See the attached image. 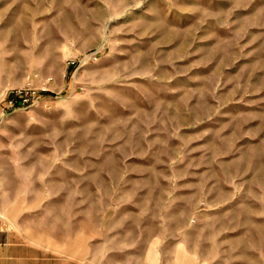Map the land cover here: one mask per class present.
<instances>
[{
  "label": "crops",
  "instance_id": "crops-1",
  "mask_svg": "<svg viewBox=\"0 0 264 264\" xmlns=\"http://www.w3.org/2000/svg\"><path fill=\"white\" fill-rule=\"evenodd\" d=\"M47 1L0 0V105L28 73L39 75L35 85L53 77L38 103L0 122V264H264V159L230 158L233 189L209 186L208 157L181 159L183 145L167 139L171 126L159 123L157 140L150 133L161 99L173 97L160 87L175 84L157 78L170 65L147 50L131 60L126 50L119 79L107 55L68 66L89 50L73 49L79 26L77 38L66 37V17L49 14ZM167 109L168 124L182 114ZM183 164L201 167L199 196L179 176Z\"/></svg>",
  "mask_w": 264,
  "mask_h": 264
},
{
  "label": "rangeland",
  "instance_id": "rangeland-1",
  "mask_svg": "<svg viewBox=\"0 0 264 264\" xmlns=\"http://www.w3.org/2000/svg\"><path fill=\"white\" fill-rule=\"evenodd\" d=\"M53 2L47 1L48 13L66 17V37L70 33L71 38H77L79 26V41L73 49L79 53L97 51L98 61L104 55L110 57L115 79L121 75L122 51L129 50L132 60L139 51L147 50L163 67L170 65V74L157 78L175 84L167 90L160 87L162 95L170 93L173 97L171 101L161 99L162 119L155 117L150 133L157 140L159 123L166 129L171 126L167 132L173 135L167 139L183 145L177 150L181 159L208 157L212 161L206 178L209 186L229 181V186L219 191L233 189V175L226 173L234 168L230 158L264 159V0H59L57 6ZM101 38L102 50L96 45ZM137 43L142 44L136 47ZM100 74L111 76L109 70H100ZM33 75L28 73L26 78ZM135 95L141 98L144 94L137 90ZM169 104L182 113L170 124L164 118L171 115ZM180 116L191 122L187 140L181 134ZM204 126H208L205 134L200 132ZM200 168L179 166V176L190 178L196 194L201 179L205 181ZM169 176L176 178L175 172ZM257 177L264 182L262 174ZM247 206L262 207L252 203Z\"/></svg>",
  "mask_w": 264,
  "mask_h": 264
},
{
  "label": "built area",
  "instance_id": "built-area-1",
  "mask_svg": "<svg viewBox=\"0 0 264 264\" xmlns=\"http://www.w3.org/2000/svg\"><path fill=\"white\" fill-rule=\"evenodd\" d=\"M98 57L97 51L88 52L79 58L68 59L67 65L75 66L79 69L86 63L97 61ZM34 79H40L39 75L34 74L33 77L27 79L26 85L12 89L6 93V97L3 100L4 105H0V122L4 119L6 113L18 109H27L39 102L41 93L51 91L49 84L52 82L53 77L49 76L42 79L40 85H35L33 82Z\"/></svg>",
  "mask_w": 264,
  "mask_h": 264
}]
</instances>
